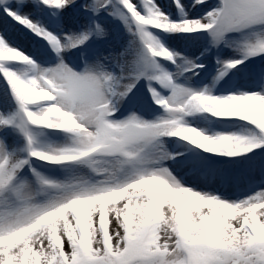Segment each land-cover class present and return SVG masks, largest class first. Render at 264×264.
<instances>
[{
  "label": "snow or ice",
  "instance_id": "6c2138e0",
  "mask_svg": "<svg viewBox=\"0 0 264 264\" xmlns=\"http://www.w3.org/2000/svg\"><path fill=\"white\" fill-rule=\"evenodd\" d=\"M41 2L77 9L63 21L67 32L30 18L37 0H0L46 50L37 62L0 29V76L11 93L0 105V264H264V189L227 200L183 186L168 161L181 168L197 161L170 152L165 141L177 137L226 157L261 147L264 91L213 95L182 85L179 77L204 65L161 39L206 32L217 47L243 34L242 58L217 61L218 83L264 54V0H194L193 8H210L196 18L181 0L170 14L158 0ZM102 14L121 21L129 38L90 47L110 36ZM141 80L163 115L150 120L135 108L121 110ZM202 113L256 131L209 134L186 120Z\"/></svg>",
  "mask_w": 264,
  "mask_h": 264
},
{
  "label": "rangeland",
  "instance_id": "374dc122",
  "mask_svg": "<svg viewBox=\"0 0 264 264\" xmlns=\"http://www.w3.org/2000/svg\"><path fill=\"white\" fill-rule=\"evenodd\" d=\"M77 1H80V0H77ZM214 1L216 3L218 2V0H214ZM169 4H170L171 9L173 7V9L175 11H178L176 9L175 5H172L171 3H169ZM37 5H38V9L32 13L30 18H33L34 15H35V17L36 16L39 17L38 13H40L41 11H43V13L46 14V12H48L47 10L50 7V6L42 4V2L40 0H37ZM164 10L166 12H169L166 9H164ZM59 13H61V10ZM195 16H197V15L195 14L194 17ZM34 19L38 24H40L43 27V24L41 23L42 21L40 18H34ZM100 22H102L106 25V27L108 28V30L110 32V36L107 40H103V41L94 40L95 41V47L94 48H99V49L103 50V49H106L109 44H115L117 39H119L121 42H124L129 38L128 34L124 30V25L121 21L114 20L112 17L107 16V14H102V19ZM9 25L15 31V33H12V38H11L12 46L19 48V50H21L22 52L24 51L25 54H29V53H27L25 51L24 47L31 46V43L32 44H38L42 41V38L40 36L34 35L28 28L24 27L23 25H22L23 27L19 26L14 21L12 23H9ZM173 37L178 38V40L180 41L179 42L180 44H184V40H181V38H179L178 36L174 35V36H172V38ZM206 37H207V33L202 32L201 36H198V37L195 36L194 38L190 39L189 41H199L200 44H203V42L206 40ZM231 37H232V40L230 41L231 46H227L225 54L229 55V53H233V55L228 56L227 59L228 60L229 59H241L242 53L239 51V48L237 46L241 43V41L245 38V36L242 34V38H236L237 36L235 37L234 33H232ZM167 46H169V45L167 44ZM170 49H172L174 52L180 53V56H182V57L185 56V54L181 53V51L183 49L178 50L177 48H174V47L171 48V46H170ZM201 49H202V47L200 46L196 51L192 50L190 52L189 59L194 60L197 64H203V65L206 64V65H209V67L214 66L213 72L211 75L208 76V73H206L205 69H203L200 72V78H198L196 76L197 73L193 74V75H191L189 72L184 73V76H185L184 81L185 82L188 81L187 82L188 85L191 86V84H197V91L203 90L205 88H209L211 91V94H213V95L239 94L241 92H262L260 88H263V85H264V74H262L260 70L264 69V54H258V55L249 57L248 59H246L244 61L243 64L237 65V67H236L237 72H236L235 77L231 76V78H229V77L223 78L222 80L219 81V82H221L219 84V82L214 83L213 78L217 75L219 69L222 66L220 63L217 62L218 60L222 62L221 58L217 59L215 63L210 62L209 64H208V62H209L208 60L210 57H208V56L205 58H202V59L198 58L199 60L197 61L196 58H193L194 53L195 52L200 53ZM38 51H39L38 54L45 52L44 50L42 51L40 49H38ZM29 55H31V54H29ZM31 56L34 60H37V62H40V63L44 62L45 57H43V56H39V58L36 57V55H31ZM223 56H225V55L223 54ZM229 57H231V58H229ZM252 60L257 61V63H253ZM19 65L20 64H16L15 68ZM256 66H258V67H256ZM167 68L169 70L173 69L171 67H167ZM233 69H235V68H233ZM21 70H23V69H21ZM228 73H230V71H228ZM240 80H243V81L241 82ZM202 82H204V83H202ZM0 86H1V84H0ZM2 90H3V88H2ZM2 90L0 91V93H2V95H3L4 90L3 91ZM258 90H260V91H258ZM4 95H5V93H4ZM140 114L142 116H144L146 119H149L146 114H143V113H140ZM161 115H163V114H161ZM186 119H187V117H186ZM201 119H206V121H208L211 125L216 126V127L229 128V130H230L229 132H231V133H240L243 135H248L250 132L256 131L251 124L244 122V121H240L238 119H234V118H223L226 120L221 119L220 121H215L212 117L205 115L204 117H201L200 120ZM56 135L58 136L60 134H56ZM22 143H23V140L20 139L18 144L16 145V147H20L22 145ZM173 144H174V146L179 147L180 149H182V147L185 146L182 141H173V142H171V145H173ZM167 147H168V144H167ZM260 149H264V145H262L261 147H258V148H254L252 150V152H254L255 154H258ZM213 155H217V154H213ZM258 156H259V154L257 155V157ZM221 157H226V156H221ZM252 157H255V156L252 154H243L242 165L248 171L247 175H248V178H250V182H252L253 180H256L257 182H261V176L259 174H257L255 172V170L253 169V168H259L260 161H252ZM253 165H256L257 167H253ZM168 166L171 169V165H168ZM225 168L234 170L232 162L227 164L225 166ZM187 169H190V171L183 169L182 174H181L182 176H179L180 179H183L184 177H185V179L186 178L188 179V176L192 175L193 169L188 168V167H187ZM215 173L216 174H214V176H216L217 179L220 180L219 176H220L221 172L216 170ZM256 174H257V176H256ZM253 176H254V178H253ZM212 179L213 178H206L207 181H210ZM185 183H186V181H185ZM198 183L200 186H202V185L206 186V184H200V182H198ZM239 184L240 185L235 183V185L233 184L232 187H230L231 185L228 188L225 187L228 195H232V197H235L236 195H238L239 192L243 193V191L238 190V189L236 191H234V186H243L245 188L244 184L243 185H241L242 183H239ZM186 187H188V186H186ZM262 189H264V188H262ZM209 194L216 195V196H219L220 194H222V196H225L223 194V191H220V192L219 191L218 192L211 191V192H209ZM242 197L246 198L247 195H244ZM221 198L227 199V200L232 199V198H227L226 196L221 197Z\"/></svg>",
  "mask_w": 264,
  "mask_h": 264
},
{
  "label": "bare ground",
  "instance_id": "6f19581e",
  "mask_svg": "<svg viewBox=\"0 0 264 264\" xmlns=\"http://www.w3.org/2000/svg\"><path fill=\"white\" fill-rule=\"evenodd\" d=\"M78 2V1H77ZM158 2L160 3V5H161V8H162V10L163 11H165L164 9H166L167 11H169L168 13L170 14L171 12H173V11H175L174 9H173V7H172V9L170 8V4H169V2H168V0H158ZM172 2L174 3V5H176L175 4V2H174V0H172ZM181 2L183 3V4H185V5H187L188 6V8L186 9L189 13H190V15L193 17V18H196V17H199V16H201V15H203L206 11H208V10H210V8H208V7H206L205 5H196V7L195 8H193L192 7V4H193V2H194V0H181ZM206 5H215L214 3H213V0H206ZM77 13V12H76ZM76 13H75V11H74V9H72L71 7H69V9H66V10H63V11H61V13H60V15H59V19L55 22V23H53V22H51V21H49L43 14H41L40 15V18L41 19H43V21L45 22V24H46V26L49 28V31H53L54 29L56 30V32L59 34L60 32H61V30H63L64 32H67L68 31V28L67 27H65L64 26V24H63V21L65 20V19H67V18H71V17H73V16H75L76 15ZM197 15V16H195L194 17V15ZM0 29H2L3 31H4V33L7 35V38L10 40V42L12 43V41H11V38H12V33H15V31L11 28V26L10 25H7L3 20H2V18H0ZM83 29L81 28V29H72V31H82ZM177 36V34H173V35H170L169 37H167V39L165 40V45H169V47L171 46V48H177L178 50H182L181 51V53H183V54H185V56H187L188 58H189V56H190V52L192 51V50H197L202 44H200V42L199 41H189L190 39H192L191 37L190 38H186V39H181V40H184V44H180L179 42V40H178V38H175V37H173L172 38V36ZM112 38V37H111ZM29 44V43H28ZM27 47H29V46H27ZM40 48V47H38V45H32V47H31V50H33V51H36L37 50V48ZM168 47V46H167ZM24 52V51H23ZM210 52V50L209 51H207V52H205V51H202V53H204L203 55H207L208 53ZM25 53V52H24ZM225 53V51L223 52V54ZM197 54V52H195L194 53V55H196ZM193 55V54H192ZM233 55V53H229V55H227V54H225V56H223V58L221 59L222 60V62L223 61H226V60H228L227 58H228V56H232ZM229 58H231V57H229ZM162 63L165 65V67H167L168 65H169V62H167V61H162ZM15 66H16V64H13L12 65V67H14L15 68ZM26 67V66H25ZM24 68V65H19V66H17L16 67V69H18V70H21V69H23ZM211 71V69L209 68L207 71H206V73H208V76L210 75V71ZM197 73V75L199 76V78H200V72H195V73H190L191 75H193V74H196ZM226 76H227V74L223 77V78H226ZM202 78V77H201ZM184 79H185V76H183L182 78L181 77H179V83H181L182 85H185V86H187V87H189V88H192V89H194V90H197V84H191V86L190 85H188V81H184ZM222 80V79H221ZM241 82L243 81V80H240ZM221 82H219V84H220ZM0 84H1V86H0V91L2 90V88H3V90H9L10 91V89H9V86L7 85V83L5 82V80H4V78L3 79H1L0 78ZM156 87H159V85H156ZM261 89V91H264V85H263V88H260ZM2 90V91H3ZM144 91H147L146 89H143ZM258 91H260V90H258ZM6 99V96L4 95V93H3V95H2V93H0V105H2V103H3V101ZM8 99V98H7ZM9 99H11V97H9ZM150 100H152V99H150ZM127 104H128V102L124 105V106H127ZM160 116V115H159ZM187 122L190 124V125H192V126H195V127H197V128H200V129H203V130H205L206 132H208L209 134H216V133H231V132H229L230 130H228V131H225L224 129H220V128H217V127H214V126H212L208 121H206V119H201V120H199V121H197V120H193L192 122H189L188 120H187ZM231 129V128H230ZM233 129V128H232ZM9 146H10V149H11V147L13 146L12 145V143H11V141H9ZM16 146V145H15ZM170 152H172V151H170ZM173 153H175V152H173ZM198 153H199V151H198ZM191 157L192 158H190L189 160H194V161H197V164L199 165L200 163H202V159H201V156L200 155H197V157L195 158V156H192L191 155ZM178 158V157H177ZM197 164L195 165V167H197ZM195 167H192V166H189L188 168H192L193 169V172H192V175H190V176H188V179L186 178L185 179V177L183 178V179H180V177L179 176H181V174H182V170L184 169H186L187 167H183V168H181V167H179V166H172L171 167V170H172V172H173V175L174 176H176V178H177V180L183 185V186H188V187H190V188H192L193 190H195V191H199V192H201V193H209V192H211V191H213V190H216V189H222V191H223V194L227 197V198H233L232 197V195H228V193H227V190L225 189V188H222L221 187V183H220V181L217 179V177L216 176H214L213 177V179L212 180H210V181H207L206 180V175H208V173H206L204 176H202V174H199V171L198 170H195L194 168ZM199 168H200V166H199ZM198 169V168H197ZM186 181V183H185V181ZM198 182H200V184H206V186H200L199 185V183ZM203 182V183H202ZM234 182V183H233ZM233 184L235 185V183L236 184H238V185H240L239 183H242V180L241 179H238V178H236L235 180H233ZM238 182V183H237ZM253 182H257L256 180H253L252 182H250V183H253ZM188 183V184H187ZM241 185H243V183L241 184ZM251 185V184H250ZM230 186V185H229ZM228 185L226 186L227 188L229 187ZM245 186H247V185H245ZM237 188H238V190H241V191H243V192H247V188H244L243 186H237ZM262 188H264V185L262 186ZM261 188V189H262ZM261 189H258L257 191H259V190H261ZM256 191V192H257ZM235 197H237V196H235Z\"/></svg>",
  "mask_w": 264,
  "mask_h": 264
}]
</instances>
